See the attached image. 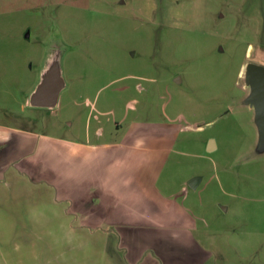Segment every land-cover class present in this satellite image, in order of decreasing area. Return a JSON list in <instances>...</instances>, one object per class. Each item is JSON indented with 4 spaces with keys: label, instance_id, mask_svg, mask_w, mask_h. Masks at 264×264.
<instances>
[{
    "label": "rangeland",
    "instance_id": "rangeland-1",
    "mask_svg": "<svg viewBox=\"0 0 264 264\" xmlns=\"http://www.w3.org/2000/svg\"><path fill=\"white\" fill-rule=\"evenodd\" d=\"M248 64L264 0H0V264H264Z\"/></svg>",
    "mask_w": 264,
    "mask_h": 264
},
{
    "label": "water",
    "instance_id": "water-1",
    "mask_svg": "<svg viewBox=\"0 0 264 264\" xmlns=\"http://www.w3.org/2000/svg\"><path fill=\"white\" fill-rule=\"evenodd\" d=\"M245 84L250 88L247 105L254 109L255 124L264 132V67L248 64L245 69ZM62 90V78L57 55L49 56L40 76V80L30 96V106L33 108L53 109ZM214 149L210 140L208 152ZM196 180L190 185L194 188Z\"/></svg>",
    "mask_w": 264,
    "mask_h": 264
},
{
    "label": "crops",
    "instance_id": "crops-1",
    "mask_svg": "<svg viewBox=\"0 0 264 264\" xmlns=\"http://www.w3.org/2000/svg\"><path fill=\"white\" fill-rule=\"evenodd\" d=\"M253 109V108H252ZM253 111H254V109H253ZM255 113V112H254ZM254 118H255V116H254ZM101 177V176H100ZM88 193H89V191H87V193L85 194V195H88ZM98 197V196H97ZM86 198H84L83 200H85ZM83 200H78V201H75V203H77V202H79V206L80 207H83V205H80V203H84L83 202ZM93 200V199H92ZM142 203V202H141ZM85 205H89V204H87V203H84ZM94 204H97V208H99L100 210H101V206L98 204V202L97 203H95V202H93L91 205H94ZM145 208H147L149 211H142V212H140V218H137L136 220H133L132 222H134V221H139L142 217H147V218H149L148 217V214H151V220H152V222H155L156 224H157V219H158V217H156V215L154 216V212H153V208L149 205V204H147V203H145L144 205H143ZM149 207V208H148ZM144 209V208H143ZM139 210V209H138ZM97 215H99L100 217H102L104 220H109V221H114V222H118V223H120V219H122V216L120 215V212H119V210L118 209H116V208H114V207H112L111 205H110V207L106 210V215H102V214H100V212L98 211V214ZM160 215V214H159ZM150 220V221H151ZM128 221L129 222H131L129 219H128ZM161 221V220H160ZM136 223H138V222H136ZM163 226L164 225H166V224H162Z\"/></svg>",
    "mask_w": 264,
    "mask_h": 264
},
{
    "label": "flooded vegetation",
    "instance_id": "flooded-vegetation-1",
    "mask_svg": "<svg viewBox=\"0 0 264 264\" xmlns=\"http://www.w3.org/2000/svg\"><path fill=\"white\" fill-rule=\"evenodd\" d=\"M37 109H42V108H37ZM45 110H47V109H45ZM49 110V109H48Z\"/></svg>",
    "mask_w": 264,
    "mask_h": 264
}]
</instances>
